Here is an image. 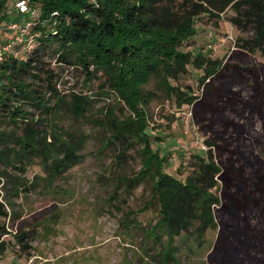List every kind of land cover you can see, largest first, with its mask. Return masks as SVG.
<instances>
[{
	"label": "rangeland",
	"instance_id": "374dc122",
	"mask_svg": "<svg viewBox=\"0 0 264 264\" xmlns=\"http://www.w3.org/2000/svg\"><path fill=\"white\" fill-rule=\"evenodd\" d=\"M191 3L161 0L175 14ZM36 12L30 9L23 16L14 9V2H9L4 21L0 19V44L14 37V32L6 30V22L21 19L30 23ZM232 14L228 10L219 18L198 15L196 35L183 45L185 51L208 52L220 61V70L208 80V91L219 94L211 100L218 98L224 109L220 115L205 107L201 99L193 106L177 107L153 82L145 89L157 92L158 97L139 106L146 114L152 148L165 157L169 174L185 178L190 173L191 155L205 156L209 150L206 141L212 140L216 145L210 150L224 173L230 172L229 157L235 168L231 175L241 174L249 180L244 186L238 179L244 186V193L238 195L240 210L222 197V206L215 210L217 228L205 234L202 246L192 240L188 246L183 237L176 238L180 264H264V54L235 47L238 33L226 21ZM43 60L53 70V82L61 96L79 94L92 100L85 117L65 112L58 122L80 141L82 159L49 180L40 158L22 160L17 147H9V156L15 157L11 166L4 168L0 162V192L4 189L8 214L0 217V226L6 227L9 235L5 239L11 243L0 256V264H152L148 257L157 248L144 230L156 223L158 205L155 202L144 212L138 211L150 200L149 180L122 185L116 198L109 199L116 177H132L139 171L142 145L136 139L122 144L111 136L108 124L113 119L136 117L104 85L102 72L87 82L79 67L60 64L53 49L46 51ZM201 74L191 70L180 76L176 85L182 90L189 87L202 98ZM54 102L51 99V104ZM24 108L37 115L33 107ZM227 123L230 126L225 128ZM11 128L0 123V131L9 133ZM0 157L4 158L3 154ZM21 167L24 171L18 169ZM245 194L251 202L249 208L243 203ZM19 233L25 234L23 244L17 240L14 244L13 236ZM141 250L147 255H141Z\"/></svg>",
	"mask_w": 264,
	"mask_h": 264
},
{
	"label": "trees",
	"instance_id": "16d2710c",
	"mask_svg": "<svg viewBox=\"0 0 264 264\" xmlns=\"http://www.w3.org/2000/svg\"><path fill=\"white\" fill-rule=\"evenodd\" d=\"M17 1H24L29 10L37 12L24 41L0 58V123L12 126L9 133L0 131L3 167L11 166L10 161L15 158L9 156L10 146L17 147L22 160L40 158L49 180L82 159L78 153L80 141L58 122L65 112L76 118L85 117L92 100L79 94L67 98L58 93L53 82L55 74L43 60L47 50H54L60 64L79 67L87 82L102 72L104 85L136 117L111 120V136L122 144L136 139L142 145L139 171L132 177H116L109 199L116 198L122 185L128 187L149 180L150 200L138 210L141 213L155 202L158 205L156 223L144 230L146 237L154 240L157 251L147 257L152 264H180L176 238L183 237L188 246L191 240L202 246L205 234L217 228L215 210L222 206V197L240 210L238 195L240 191L244 193L249 180L241 174L231 175L235 168L229 157L226 162L230 172L224 173L210 150L216 145L212 140L206 141L209 150L205 156L191 155L190 173L185 178L169 174L165 157L152 148L146 114L139 107L148 105L159 94L145 87L153 82L155 89L173 98L177 107L193 106L201 99L205 107L220 115L219 111L224 109L217 102L219 94L208 91V80L220 70V61L212 59L208 52L185 51L183 45L196 35L198 15L219 18L230 10L233 14L226 21L238 33L235 47L264 54V0H192L178 14L161 4V0H0L2 21L9 2H14L16 10ZM191 70L202 73L198 79L202 98L193 89L182 90L176 85L180 76ZM213 95L218 97L214 98L217 101L211 100ZM53 98L55 102L51 104ZM25 106L33 107L37 115ZM229 126L225 124V128ZM18 169L24 171L23 167ZM14 191L17 195L19 188ZM4 194L3 189L0 217L8 216ZM245 196L243 203L249 208L251 202ZM255 205L259 202L255 201ZM7 235L6 227L0 226V256L11 243V239H5ZM13 237L14 244L15 240L23 244L25 234ZM140 253L147 255L143 250Z\"/></svg>",
	"mask_w": 264,
	"mask_h": 264
},
{
	"label": "built area",
	"instance_id": "2783aa9c",
	"mask_svg": "<svg viewBox=\"0 0 264 264\" xmlns=\"http://www.w3.org/2000/svg\"><path fill=\"white\" fill-rule=\"evenodd\" d=\"M15 8L18 11V14H27L29 11V8L27 7V4L24 1H17L15 3ZM6 26V30L14 32V37L12 41H8L7 43H4L0 45V58L7 52L12 51V47L16 44H19L24 41L26 38V34L31 26L29 22H22L20 21H13Z\"/></svg>",
	"mask_w": 264,
	"mask_h": 264
}]
</instances>
